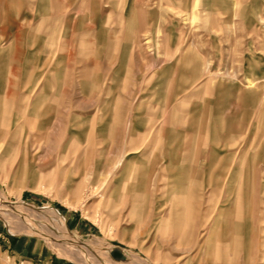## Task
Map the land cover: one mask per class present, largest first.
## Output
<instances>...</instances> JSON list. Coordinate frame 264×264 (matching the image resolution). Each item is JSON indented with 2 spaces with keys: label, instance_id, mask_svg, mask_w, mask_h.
<instances>
[{
  "label": "rangeland",
  "instance_id": "rangeland-1",
  "mask_svg": "<svg viewBox=\"0 0 264 264\" xmlns=\"http://www.w3.org/2000/svg\"><path fill=\"white\" fill-rule=\"evenodd\" d=\"M0 264H264V0H0Z\"/></svg>",
  "mask_w": 264,
  "mask_h": 264
},
{
  "label": "bare ground",
  "instance_id": "bare-ground-1",
  "mask_svg": "<svg viewBox=\"0 0 264 264\" xmlns=\"http://www.w3.org/2000/svg\"><path fill=\"white\" fill-rule=\"evenodd\" d=\"M22 212V211H19V213ZM23 214V213H22ZM21 215V214H20Z\"/></svg>",
  "mask_w": 264,
  "mask_h": 264
}]
</instances>
